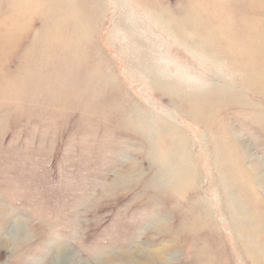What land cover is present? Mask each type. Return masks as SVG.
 <instances>
[{
    "label": "rangeland",
    "instance_id": "obj_1",
    "mask_svg": "<svg viewBox=\"0 0 264 264\" xmlns=\"http://www.w3.org/2000/svg\"><path fill=\"white\" fill-rule=\"evenodd\" d=\"M0 264H264V0H0Z\"/></svg>",
    "mask_w": 264,
    "mask_h": 264
}]
</instances>
